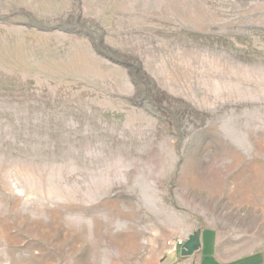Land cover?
I'll return each mask as SVG.
<instances>
[{"label": "rangeland", "instance_id": "obj_1", "mask_svg": "<svg viewBox=\"0 0 264 264\" xmlns=\"http://www.w3.org/2000/svg\"><path fill=\"white\" fill-rule=\"evenodd\" d=\"M204 227L264 252V0H0V264Z\"/></svg>", "mask_w": 264, "mask_h": 264}, {"label": "crops", "instance_id": "obj_2", "mask_svg": "<svg viewBox=\"0 0 264 264\" xmlns=\"http://www.w3.org/2000/svg\"><path fill=\"white\" fill-rule=\"evenodd\" d=\"M200 231L201 246L193 254L186 257L187 259L184 260L187 262L186 264H189V260H193V258L197 259L196 264H264L263 251L255 250L243 256L229 258L225 249L220 245L219 236L216 232L207 227L200 229Z\"/></svg>", "mask_w": 264, "mask_h": 264}, {"label": "water", "instance_id": "obj_3", "mask_svg": "<svg viewBox=\"0 0 264 264\" xmlns=\"http://www.w3.org/2000/svg\"><path fill=\"white\" fill-rule=\"evenodd\" d=\"M200 229H197L193 231L191 234H189L188 238L184 242L182 248H181V255L182 256H188L193 254L198 248L201 246V234Z\"/></svg>", "mask_w": 264, "mask_h": 264}, {"label": "built area", "instance_id": "obj_4", "mask_svg": "<svg viewBox=\"0 0 264 264\" xmlns=\"http://www.w3.org/2000/svg\"><path fill=\"white\" fill-rule=\"evenodd\" d=\"M184 242L185 240L182 239L181 237L168 238L165 241V247H166L167 254L171 255V254H176L177 252H180Z\"/></svg>", "mask_w": 264, "mask_h": 264}]
</instances>
